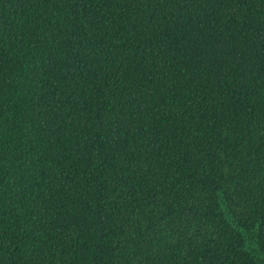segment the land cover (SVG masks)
Masks as SVG:
<instances>
[{"label":"trees","instance_id":"trees-1","mask_svg":"<svg viewBox=\"0 0 264 264\" xmlns=\"http://www.w3.org/2000/svg\"><path fill=\"white\" fill-rule=\"evenodd\" d=\"M0 264H264V0H0Z\"/></svg>","mask_w":264,"mask_h":264}]
</instances>
